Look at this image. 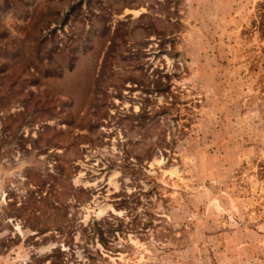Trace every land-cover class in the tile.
I'll list each match as a JSON object with an SVG mask.
<instances>
[{
	"label": "rangeland",
	"instance_id": "374dc122",
	"mask_svg": "<svg viewBox=\"0 0 264 264\" xmlns=\"http://www.w3.org/2000/svg\"><path fill=\"white\" fill-rule=\"evenodd\" d=\"M0 264H264V0H0Z\"/></svg>",
	"mask_w": 264,
	"mask_h": 264
}]
</instances>
